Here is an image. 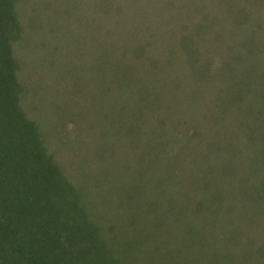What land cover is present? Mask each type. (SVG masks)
<instances>
[{"label":"trees","instance_id":"obj_1","mask_svg":"<svg viewBox=\"0 0 264 264\" xmlns=\"http://www.w3.org/2000/svg\"><path fill=\"white\" fill-rule=\"evenodd\" d=\"M254 2L0 0V100L32 95L0 122V264H130L132 242L147 264H264V0ZM108 38V48L124 40L136 58L169 46L161 60L172 83L151 112L130 119L105 98L114 80L102 87L90 75L98 56L110 67L120 60L112 75L130 81L125 54L102 50ZM130 138L149 146L140 161H157L156 180L175 183L131 240L127 212L121 241L111 243L92 230L106 191L84 178L93 194L85 188L82 206H72L62 183L69 156L83 158L74 161L80 175L118 147L129 179ZM91 140L101 141L95 154Z\"/></svg>","mask_w":264,"mask_h":264},{"label":"rangeland","instance_id":"obj_2","mask_svg":"<svg viewBox=\"0 0 264 264\" xmlns=\"http://www.w3.org/2000/svg\"><path fill=\"white\" fill-rule=\"evenodd\" d=\"M255 1L254 3L258 4L260 0H252ZM130 22V20H129ZM130 27V25H128ZM23 34L26 35L27 30L24 28L22 31ZM239 36V35H236ZM108 39L104 41L105 47H102V50H108L109 53H113L112 55L118 56L121 58L120 51L123 52V56H125L121 59L120 66L121 68L128 73L127 76L130 75V81L126 84H120L117 77L115 78L113 75L117 74V63L120 60H117L114 62L113 67L108 66L106 63L102 62L100 64L99 58H94L92 63L95 62V59L97 60V64L95 65L98 67L97 69L92 70L91 76L93 79H97L98 82H100L101 86L103 87L104 83L106 81L114 80L113 82L109 83L107 85L108 88V94H106L105 98L111 97V101L109 102L111 105L113 103H116V107L120 105V107H125V109L129 112L130 119L132 116L138 117V114H142V112L147 113L149 110L152 111L151 105L155 102H158V99L165 98L166 91L168 89V86L172 82L165 79L166 74V68L168 65H166L165 62L161 60V53L163 54L166 52V49L169 47L167 44H165L162 41V49L160 47V51L153 49L154 56L151 58V55L146 53H143L142 55H138L137 58L131 54V49L128 48V43H124V40H113L112 43L108 46ZM235 43L237 41L234 39ZM106 42V43H105ZM43 43V42H41ZM47 45V49H48ZM19 48V45L17 46ZM155 47V46H154ZM46 48V46H45ZM127 48V49H126ZM171 48H173L171 46ZM46 49V51H47ZM238 49V48H237ZM235 48V50H237ZM100 50V48H99ZM31 51V49L29 50ZM38 52L40 50L37 49ZM126 52V53H125ZM158 53V55L156 54ZM227 53L232 56L235 51H227ZM22 54V52H21ZM35 54V53H33ZM101 55V54H100ZM106 56V54H103V56ZM221 57V56H220ZM123 60V61H122ZM176 61L170 60V66H173ZM177 67L182 66L180 62ZM132 67L133 71L137 67V69L140 70L141 75L139 78L135 77L133 72L130 71L129 68ZM113 74V75H112ZM171 75V73H170ZM174 79L173 86L177 88L178 85H180L181 82H177L180 80L179 75H171ZM143 77V78H142ZM136 78V79H134ZM170 87V86H169ZM211 86L208 85V89H210ZM212 89V88H211ZM32 96V95H30ZM29 97H20L18 100H16V105H14V99L11 101H7L4 97H1L0 100V122H4L6 116H4V111L6 109H10L11 111H15L16 107L20 108L21 111L25 110L26 107H30L28 104H22L25 100H28ZM87 104L92 103L91 99H89ZM14 105V108H11ZM137 105V106H136ZM137 109V110H136ZM136 110V111H134ZM144 110V111H143ZM116 113H119V108L115 109ZM14 113V112H13ZM78 117V115H76ZM98 116L101 118L105 117L104 110L100 109L98 112ZM76 117V118H77ZM135 124V126L133 124ZM130 123V132L131 135L135 133V130H141L143 127L138 122H132ZM139 124V125H138ZM127 126H122L123 130L126 129ZM101 129V126L99 127ZM92 141V148L93 153H96V147L99 146L101 141L98 140H91ZM128 144V143H127ZM126 144V145H127ZM149 146L147 144H139L136 142H133L130 138V143L128 145V151L129 154H127V157L130 158V164H126L127 166H130V178L128 179V173L127 176L124 177L125 167H124V160L123 158H120V160H116L117 156L120 155V153L123 155L122 151H120V147H118V151L116 152L114 150V156L109 158L107 153H104L103 151L98 154L99 156H107L104 159V162L109 158V162L102 163L98 162V165L89 163L88 168L85 169V174L80 173L78 174L77 169L80 167H76V163L74 161L81 162L83 158H77L69 156V159L73 161V164H70L69 166L71 169L68 170L67 175H65V181L62 184L69 183V187L67 192L69 194L74 195L76 201H70V205L74 206L75 203L77 205L82 206L80 203H78V192L84 191L85 188H87L89 191L92 189L89 187V185L93 182V187H95V184L97 188H101L106 191V196H109V203L106 207H104V211L97 214H92V218H94L96 221H99L101 224L99 229H96L95 226H92V230H99L98 235L100 238H102L103 232L104 236L111 242L115 243L116 241H121L122 234L120 233L121 229L123 228V223L127 222L128 218L126 217V213H130V222L128 221L127 225L130 229L127 230L128 234H130V240L135 235V230H138L141 227V223L144 222H150L151 221V207L154 202L158 201V198H160V201H164L166 196V190H168L169 186L171 184L174 185L175 181H169L167 182H161V178H159V173L161 172L159 167L155 165L157 161L153 164L150 163L151 166L148 164V158L147 160L140 161L145 157H148V151L147 148ZM91 148V147H90ZM116 149V148H114ZM111 156V155H110ZM87 158V155H86ZM100 164V165H99ZM125 169V170H124ZM159 172V173H155ZM155 175L158 176V179L156 180ZM84 178H87L90 181V184L86 185V180ZM107 179L114 182L116 188L118 189V192L114 194L111 190V187L107 183ZM107 184V187L103 186V182ZM61 184V185H62ZM168 187V188H167ZM109 190V191H108ZM100 192V191H99ZM93 194V189H92ZM159 196V197H157ZM125 225V224H124ZM100 247H102L100 245ZM130 264H147V260L140 256L139 253L135 250V242L130 243Z\"/></svg>","mask_w":264,"mask_h":264}]
</instances>
